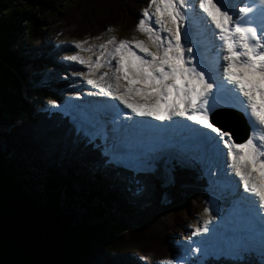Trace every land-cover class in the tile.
<instances>
[{"label":"trees","instance_id":"16d2710c","mask_svg":"<svg viewBox=\"0 0 264 264\" xmlns=\"http://www.w3.org/2000/svg\"><path fill=\"white\" fill-rule=\"evenodd\" d=\"M148 3L0 0V264H168L174 235L208 209L209 181L193 159L163 157L144 171L109 163L102 137L22 93L43 78L41 58L54 63L60 41L132 31Z\"/></svg>","mask_w":264,"mask_h":264},{"label":"snow or ice","instance_id":"6c2138e0","mask_svg":"<svg viewBox=\"0 0 264 264\" xmlns=\"http://www.w3.org/2000/svg\"><path fill=\"white\" fill-rule=\"evenodd\" d=\"M186 14L193 23L218 36L216 47L220 50L210 61L201 57L193 63V49H185L182 44V32L185 42H190L191 35V28H182ZM151 21L158 27L153 28ZM136 27L147 34V41H117L112 36L99 45L103 51L95 63L78 54L66 59L87 64L90 72L102 63L107 65L110 71L103 72L99 82L88 79L87 83L100 88L101 94L114 97L131 113L160 121L182 117L215 134L193 130L226 149L231 168L239 177L233 187L237 219L217 243L209 244L206 238L192 241L201 246L189 247L187 251L233 262L257 253L264 259V0H251V6L243 2L237 6L227 0H149ZM84 43L77 42L76 46ZM105 77H109L106 86ZM122 80L127 83L121 84ZM47 103L51 108L59 107L54 100ZM222 106L238 108L247 118L252 131L242 142H235L230 132L210 120V114ZM88 134L106 138L107 130L93 125ZM170 146L161 142L147 153L135 155L113 147V156L142 165L146 156ZM241 185L243 192L238 191ZM204 213H208L207 208ZM218 227L219 222L213 224L209 217L192 235H213ZM178 264H183V260Z\"/></svg>","mask_w":264,"mask_h":264},{"label":"rangeland","instance_id":"374dc122","mask_svg":"<svg viewBox=\"0 0 264 264\" xmlns=\"http://www.w3.org/2000/svg\"><path fill=\"white\" fill-rule=\"evenodd\" d=\"M77 0H66L68 4H74ZM198 10V9H197ZM143 11V10H142ZM142 18V13L139 15V20ZM138 20V21H139ZM153 28H157L158 26L155 25L154 21L150 22ZM182 28H191V35L189 37L190 42H185L183 32H182V44H184L185 49L192 48L193 55L196 59L193 60V63H198L200 58L203 57L206 60H211L215 57L217 50V41L218 36L214 37L210 30H204L203 28L199 27L197 24L193 23L190 19V16L186 14L185 21L182 25ZM114 36L117 41L123 40H144L147 41L148 37L146 33L140 32L137 30V27L132 31L129 32H119L115 29H111V31H107L105 34L97 37V38H86L83 41L86 43L82 44L80 47L76 46V40H62L58 43V48L53 53V64L47 66V63L44 62L45 59L41 58V62H43L44 66L38 69L39 72L44 73L43 78L39 82L31 83L29 87H23L22 93L25 97L27 92L25 90L31 91V99L37 98L43 100L42 103L38 104V108H40L44 103L47 104L46 100L50 99V94H54L56 99L54 101L57 102V105L62 109H68L72 115V120L76 124L77 128L83 131L87 136L88 128L85 126H81L79 123L80 115L76 113H80L83 111L80 107H85L87 103L91 104L93 101L94 92L99 91V88L96 85L88 84V79H96L99 82V76L103 72L110 71L107 65L102 63V66L98 69H94L93 71H89L87 64H80L78 61H70L66 59V57L71 55H80L81 57L85 58V60H89L90 62L95 63L96 57L99 56L102 49H100L99 45L105 43L110 37ZM161 36L164 37L165 34L161 32ZM217 39V40H216ZM91 45L90 51H84L85 48ZM111 45H107L108 49H111ZM132 48L134 46H131ZM139 54V53H138ZM187 55V54H186ZM49 56V54H47ZM104 57H101V61H103ZM115 61L113 60V66ZM24 64V69L28 70L32 73L37 70V66L34 67L32 62H28V64ZM48 70V72H46ZM50 70V71H49ZM56 70V71H55ZM82 74V75H81ZM109 77L104 78V83L108 82ZM127 81L122 80L121 84H126ZM59 85V86H56ZM93 91V92H91ZM29 100V99H28ZM104 113V111L102 110ZM101 114H99V119ZM106 118V114H105ZM108 118V117H107ZM81 121V120H80ZM88 120H83L84 124L87 125ZM93 137V136H90ZM104 140V144L106 145V141ZM111 142V140H109ZM222 146V145H221ZM105 153H110L108 162L114 163L118 166H128L131 169L136 171L142 170H152L155 168L156 162H158L163 156H172L182 158L185 162L190 161V158L195 159L198 161L200 169L203 173L208 175L210 182L209 193L210 199L208 203V213H203L201 216H198L194 221L187 224L185 227V232H180L179 234H175L174 236V243L176 245V254L172 258H167V263L169 264H178L179 261L183 260V264L187 261L188 258L194 259L196 263L201 259L199 256H206L203 253H189L187 249L197 248L200 247L201 244L192 243L194 240L204 241L205 238L203 236L204 233L200 234L199 236H193V232L199 226H202L203 220L206 218L211 217L213 224L219 222V227H223V216L226 211L229 209L227 202L229 200L228 196L221 192L223 188H221L217 183L221 178H225L226 180H235L238 181L239 177L235 174V171L230 167L227 169H222L221 163L217 160L216 157H210V153L203 154V151H190L184 150L180 151L177 148L169 149L165 152H153L150 155L146 156V163L142 165H137L133 160L128 158H119L113 156V152L110 151V145L107 143V146L104 147ZM113 151V150H111ZM182 156V157H181ZM228 163V162H227ZM218 220V221H217ZM191 231V232H190ZM191 233V234H190ZM206 242L217 243L218 240L213 241V238L209 240L206 239ZM210 243V244H212ZM259 256V254H257ZM194 262V261H192Z\"/></svg>","mask_w":264,"mask_h":264},{"label":"water","instance_id":"95a60500","mask_svg":"<svg viewBox=\"0 0 264 264\" xmlns=\"http://www.w3.org/2000/svg\"><path fill=\"white\" fill-rule=\"evenodd\" d=\"M228 116L230 119L226 121L225 119H222L221 115ZM213 121L219 124L223 129H230L234 136L237 137L239 135V129L242 128L248 133V127L246 125L245 120L242 118V116L238 115L236 111L233 110H218L212 117ZM247 137V134L244 136V138Z\"/></svg>","mask_w":264,"mask_h":264},{"label":"bare ground","instance_id":"6f19581e","mask_svg":"<svg viewBox=\"0 0 264 264\" xmlns=\"http://www.w3.org/2000/svg\"><path fill=\"white\" fill-rule=\"evenodd\" d=\"M228 1H230V0H227V2ZM232 1V0H231ZM218 38V37H217ZM217 40V39H216ZM217 43H218V41H217ZM215 50H217V51H219L220 49L217 47V49H215ZM133 51H137L136 49H135V47H133ZM96 88V87H95ZM91 92H93V91H91ZM94 93H96V92H94ZM97 94H101V93H97ZM224 107H228V106H222V107H217V108H224ZM228 108H235V107H228ZM235 109H237L238 111H240L243 115H244V113L240 110V109H238V108H235ZM215 111V110H214ZM213 111V112H214ZM212 112V113H213ZM98 113V115L100 114L99 112H97ZM211 113V114H212ZM76 114H78V115H80L79 113H76ZM210 114V115H211ZM244 117H245V115H244ZM246 118V117H245ZM246 120H247V118H246ZM96 122H97V126H98V123L100 122V119H98V120H96ZM247 123H248V121H247ZM228 132H229V130H227ZM251 131H252V129L250 128V133H251ZM210 135H213V134H211L210 133ZM116 136H118V137H120L119 135H114V138H117ZM109 139V138H108ZM107 140V139H106ZM259 146V145H258ZM242 191H243V188H242ZM230 208V207H229ZM225 229H227V228H223V227H218V230H217V233H215V234H213V235H209V234H205L204 236H203V238H206L207 240H209L210 238H213V241H216V240H219L220 239V236L222 235V233H223V231L225 230ZM194 241H199V240H194ZM210 243H212V242H209V244ZM195 244H199V243H195Z\"/></svg>","mask_w":264,"mask_h":264}]
</instances>
